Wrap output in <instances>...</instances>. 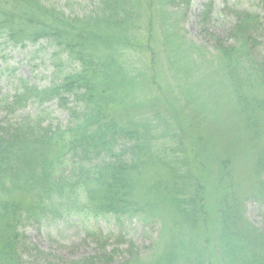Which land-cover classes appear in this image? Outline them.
I'll return each mask as SVG.
<instances>
[{"label":"trees","instance_id":"trees-1","mask_svg":"<svg viewBox=\"0 0 264 264\" xmlns=\"http://www.w3.org/2000/svg\"><path fill=\"white\" fill-rule=\"evenodd\" d=\"M191 2L0 0L2 44L32 46L33 55L50 50L52 67L48 85L19 77L14 93L0 99V224L6 234L0 236V264H26L25 227L76 212L112 217L119 224L134 219L158 224L160 247L123 264H212L213 243L224 264H264V230L246 216L247 202L264 206V97L251 93L264 86V47L259 49L264 17L235 9L229 39L216 37L215 52L203 55V62L185 38L176 36L175 19ZM214 4L202 1L201 22ZM155 13L162 24L154 22ZM160 39L171 69V77L164 76L180 93L201 98L197 105L213 96L196 92L202 79L195 78L204 64L215 62L229 102L241 104L247 141L259 148L245 197L231 154L217 152L212 160L218 170L207 173L208 150L175 122L177 116L160 110L161 95L155 91ZM128 52L139 54L137 69L125 63ZM255 54L260 59L249 65ZM53 101L68 112L67 121L52 116L47 104ZM31 106L37 109L27 111ZM215 174L221 195L212 220L206 193ZM210 221L213 238L204 234ZM113 256L97 254L73 264H113Z\"/></svg>","mask_w":264,"mask_h":264},{"label":"rangeland","instance_id":"rangeland-1","mask_svg":"<svg viewBox=\"0 0 264 264\" xmlns=\"http://www.w3.org/2000/svg\"><path fill=\"white\" fill-rule=\"evenodd\" d=\"M67 1L84 0H61L63 3ZM202 1L192 0L190 7L187 10L185 9L183 14L180 13L175 21L177 22L176 36L185 38L189 47L198 52L195 53L202 58L203 62L205 61L203 55L206 56L215 52L213 44L216 37H222L225 42L229 39V32L236 19L235 9L253 10L264 17V0H215L213 12L204 23L198 17ZM77 7L81 8L83 4H78ZM166 10H169V7ZM154 18V22L162 24L163 20L158 14L155 13ZM261 35L263 36L260 41V51L264 47V31L261 32ZM192 41L196 42L201 50L189 43ZM230 41L232 40L228 42ZM162 42L163 40L160 39L158 45H156L158 52H156L157 60L155 64L157 67L155 91L161 95L158 96L159 100L156 102L160 105V110L168 116H177L175 122L191 132L197 142L200 141L199 145H201L202 150H208L203 167V169H208L207 173H211V171L216 173V170H218V163L212 160L216 159L214 155L217 152L225 155V152L228 151L232 156L233 173L236 183L240 186L239 191L242 196L247 195L251 189L249 176L253 173V156L259 148L253 142L251 144L247 141L248 131L241 104L237 99L230 103L227 95H225L228 89L225 86L226 82H221L219 64L215 62L204 64L201 67L202 71H200L199 77L195 78L196 80L202 79L197 83L199 86L196 88V92L200 95L204 94L205 97H207V94L213 93V96H210V98L213 97L212 101L208 100L210 99L208 97L202 98L205 102L197 105L201 98L188 97L186 94L180 93L178 88L176 89L174 84L172 86L164 76L171 77V69H169L170 64L165 55H161L164 47ZM160 45L163 47L161 48ZM33 50L34 48L28 45L26 47H15L2 44L0 39V99L10 97L14 93L19 77L37 82L40 85H48L52 71L48 59L51 56L49 54L50 50H41L40 53H35L36 55L32 54ZM129 53L124 56L126 58L125 63L127 62L129 66L137 69L140 67L139 54ZM255 55L248 59L249 65H252L254 60L258 61L260 59L258 54ZM242 61H244V57L240 59L243 65ZM251 93L256 95V98L264 97V86H261L257 91L252 90ZM47 105L52 116L59 121H67L69 116L66 110L58 107L54 101ZM31 107L27 111L33 112L37 109L35 106ZM2 114L0 109V120ZM256 143L260 144L259 142ZM213 167H215L214 170H212ZM195 172L197 173L198 169L195 168ZM216 177L217 174L210 180L211 187L206 193V208L212 220L217 213L215 204L221 195V192L215 190ZM146 189H142L143 199L148 200L149 198H145L149 195ZM20 197L22 198L21 195ZM24 198L25 202L29 201L28 196ZM76 213L79 214H75L76 216H71L69 219L25 227L24 231L28 243L26 242L25 250L22 252L23 261L26 264H73L74 261L89 256L113 254L112 263L123 264L125 261H130L132 255L139 254L144 257L152 250V247L155 250L161 245V242L157 240L160 229L156 223L145 224L139 219H134L125 220L119 224L112 217L92 218L90 216L87 218L86 215L84 216L80 212ZM246 216L256 227L264 230V206L254 201L247 202ZM209 225L210 231L207 229L204 234L206 236L210 234L213 238L215 234L213 233L214 224L210 221ZM1 234L6 235L3 224H0V236ZM212 246L214 247V255H210L211 263L224 264L218 249L215 248V243ZM36 249L50 255L45 256L38 253Z\"/></svg>","mask_w":264,"mask_h":264}]
</instances>
